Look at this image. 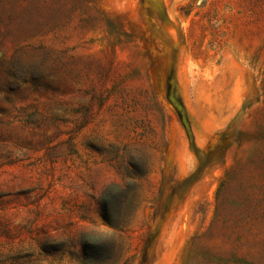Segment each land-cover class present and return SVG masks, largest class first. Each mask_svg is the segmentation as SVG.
<instances>
[{"label":"rangeland","instance_id":"obj_1","mask_svg":"<svg viewBox=\"0 0 264 264\" xmlns=\"http://www.w3.org/2000/svg\"><path fill=\"white\" fill-rule=\"evenodd\" d=\"M0 264H264V0H0Z\"/></svg>","mask_w":264,"mask_h":264},{"label":"trees","instance_id":"obj_2","mask_svg":"<svg viewBox=\"0 0 264 264\" xmlns=\"http://www.w3.org/2000/svg\"><path fill=\"white\" fill-rule=\"evenodd\" d=\"M119 192H120V196L125 197L126 194L128 193V187L126 189L119 188ZM104 198H105V203H104V201L102 203V215H103L106 223L113 227L115 220H113V218L111 217L110 203L107 202V200H109V198H110V188L107 189V191H105ZM85 255H88V254L85 253Z\"/></svg>","mask_w":264,"mask_h":264}]
</instances>
